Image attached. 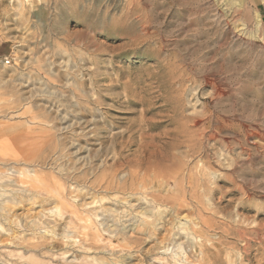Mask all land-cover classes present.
<instances>
[{
  "label": "rangeland",
  "instance_id": "1",
  "mask_svg": "<svg viewBox=\"0 0 264 264\" xmlns=\"http://www.w3.org/2000/svg\"><path fill=\"white\" fill-rule=\"evenodd\" d=\"M132 171L147 179L133 198L166 221L151 239ZM20 172L65 185L101 244ZM0 212V264H24L23 238L48 244L38 264H264V0H0ZM39 215L47 230L19 228Z\"/></svg>",
  "mask_w": 264,
  "mask_h": 264
},
{
  "label": "bare ground",
  "instance_id": "2",
  "mask_svg": "<svg viewBox=\"0 0 264 264\" xmlns=\"http://www.w3.org/2000/svg\"><path fill=\"white\" fill-rule=\"evenodd\" d=\"M9 59V58H8ZM8 59H6V60H8ZM62 119H64V118H62ZM72 126V125H71ZM70 126V127H71ZM209 127H210V125H209ZM206 130H208V128L206 129ZM216 130V129H215ZM211 132V131H210ZM215 133H216V131H214ZM218 133V132H217ZM97 135V134H96ZM29 136V135H28ZM202 136H204V135H202ZM205 136L206 137H208L209 136V134L208 133H206L205 134ZM214 136V135H213ZM214 138V137H213ZM214 140V139H213ZM104 147V146H103ZM88 148V147H87ZM108 151V149L106 150V152ZM210 151V150H209ZM119 154V153H118ZM121 158H123V159H120L119 161H120V163H123V161H125L127 158H124V157H121ZM119 159V158H118ZM118 159H115L114 161H117ZM27 160V159H26ZM80 160V159H79ZM148 160V159H147ZM122 161V162H121ZM128 161V160H127ZM126 161V162H127ZM29 162H31V161H29ZM28 162V163H29ZM144 162H145V160H142L141 161V163H137V164H140V165H142L143 166V164H144ZM17 163V162H16ZM118 163V162H117ZM45 164V163H44ZM52 164V163H51ZM114 164H116V163H114ZM119 164V163H118ZM18 165V164H17ZM25 165H27V164H25ZM112 165V164H111ZM122 165H124V164H121V166ZM136 165V164H135ZM34 166V165H33ZM116 166V165H115ZM115 166H113V167H111V169L114 171L115 169L117 170V167L115 168ZM120 166V165H119ZM120 166V167H121ZM132 166V165H131ZM119 167V168H120ZM140 167V166H139ZM119 168H118V170H119ZM11 169V168H10ZM26 169V168H25ZM101 169V168H100ZM111 169H110V172H111ZM18 170V169H17ZM14 171V170H13ZM104 171H106V169L104 170ZM103 171V172H104ZM109 171V170H108ZM26 172L28 173V172H32V171H30V170H26ZM26 172H20L19 173V177L16 175V177H18V180H16V181H18L19 182V184L20 185H22V186H24V185H29L30 187H27V189L28 188H30L31 190H33V189H35V191H36V189H38L39 187H41V194L44 196H46V200H48L47 199V197H50L49 195H51V196H53V198H56V199H58L57 201H59L60 200V202H61V206H63L65 209H62V210H66V213L69 215L68 216V219H69V225L71 226V228H72V226L74 227L73 229H76V231L78 230V231H80V233H81V231L82 230H85V231H88L89 233H86V234H84V236H85V238L88 240V242L89 241H97V244L98 243H100V242H98V241H101V237L99 236V233L100 232H98L96 229H94L93 228V226H92V224L93 223H91V224H89V225H86V223H88L89 221H91L90 220V218H91V216H88V215H86L87 213H88V211H87V213H85V216H83V213L81 212V209H80V207H84V208H88L87 206H83L82 204L80 205V204H76V205H73L74 203H76V202H74V201H71V202H69V198L67 199V194L66 193H64V189H63V187L65 186H63L61 183H60V188L59 189H56V190H52L51 188H49L46 184V182L44 181V179L42 180V179H40L39 178V176H36V177H31V175H32V173L30 174V176L26 173ZM116 172V171H115ZM18 173V172H17ZM43 173V172H42ZM105 173V172H104ZM107 173V172H106ZM105 173V174H106ZM36 174V173H35ZM39 175V174H38ZM113 175H115V174H113ZM122 175V174H121ZM13 176V175H12ZM24 176H26V178H27V180L25 179V178H23ZM64 176V175H63ZM73 176V175H72ZM107 176V175H106ZM104 177V174H103V177H102V175H101V177H100V181H99V183L100 182H102L103 183V185H107V187L109 188V187H113L114 185H112L113 183H114V181L116 182V186H117V181H118V183L120 182L121 184H122V182H123V184H124V186H125V182H124V180L123 179H125L126 177H124V176H120V177H112V175H108L109 177ZM9 177V176H8ZM69 177V176H68ZM76 177V176H75ZM145 177V176H144ZM143 176H141L140 175V172H138V171H132V173H130L129 174V181H130V183H126V185H127V189L128 190H130L131 192H135L136 193V191H139V188H144L145 189V183L147 182V179H145ZM157 177V176H156ZM155 177V178H156ZM159 177V176H158ZM42 178V177H41ZM60 178V177H59ZM58 178V179H59ZM67 178V177H66ZM71 178V177H70ZM73 178V177H72ZM77 178H79L80 179V177H77ZM154 178V179H155ZM162 178V177H161ZM60 180H62V179H60ZM98 180H99V177H98ZM121 180H123L122 182H121ZM59 181V180H58ZM58 181H55V182H57V184H58ZM71 181V180H70ZM126 181H127V179H126ZM78 182V181H77ZM148 182H149V180H148ZM153 182V181H152ZM191 182H193V181H191ZM164 184V183H163ZM48 185H49V183H48ZM63 187H62V186ZM95 185H97L96 183H95ZM120 185V184H119ZM118 185V186H119ZM19 186V185H18ZM54 186H57L56 184L54 185ZM101 187H105V186H102V184L100 185ZM116 186H115V188H116ZM121 186V185H120ZM120 186H119V188H120ZM123 186V185H122ZM123 186V188L125 189V187ZM8 187V186H7ZM16 187H17V182H16ZM25 187V186H24ZM162 187V186H161ZM4 188V187H3ZM54 188V187H53ZM76 188V187H75ZM122 188V187H121ZM17 189V188H16ZM140 189V190H141ZM153 189V188H152ZM180 189V188H179ZM178 189V190H179ZM77 190V189H76ZM151 190V189H150ZM184 190V189H183ZM3 191V190H2ZM1 191V192H2ZM11 191V190H10ZM30 191V190H29ZM67 191H69V190H67ZM125 191H127V190H125ZM32 192V191H31ZM38 192V191H37ZM66 192V191H65ZM82 192V190L80 191V193ZM6 193V192H5ZM33 193V192H32ZM38 193H40V192H38ZM83 193V192H82ZM153 193V192H152ZM156 193V192H155ZM152 194V195H150L151 196V200H149V201H153L154 203H156V205L157 204H160V203H163L164 201H166V202H171L173 205H175V207H176V205H179V200L181 199V198H179V197H175V196H164V195H161V194ZM26 194H27V192H26ZM25 193L23 194V196L24 195H26ZM34 194V193H33ZM40 194V195H41ZM48 194V195H47ZM70 194H72V192L70 193ZM183 194V193H182ZM19 195V194H18ZM35 195V194H34ZM34 195H29L28 194V196H24V198L25 199H19L18 197V199H16V206L15 207H20V205L22 204V203H24L25 201H32V198L33 197H36V196H34ZM78 195V194H77ZM85 195V194H84ZM89 195V194H88ZM136 195H138L137 193L136 194H134V193H131L130 195H129V199H132V201L133 200H136V201H138L139 202V204L138 205H136L135 207H136V209L137 210H140L139 211V213L138 214H141L142 216H145V220H144V222L142 223V227L141 228H139L140 230L139 231H141V232H143V233H145V232H147V233H149L151 236H150V239L152 238V236L154 237V236H158L160 233H161V227H160V225H162V228L164 229V226H165V224H166V221L165 222H163L162 224H161V222L160 221H162L163 219H159V217H157V215L156 214H154V215H152L151 214V212L150 211H148L147 209H143L142 208V205L143 204H145L144 203V198L142 197V198H133L134 196H136ZM21 196V195H20ZM69 196V195H68ZM87 196V195H86ZM15 197V196H14ZM38 197V196H37ZM42 197V196H41ZM72 197V196H71ZM73 197H75V196H73ZM77 197V196H76ZM78 197H80L81 198V195L79 194V196ZM180 197H181V195H180ZM16 198V197H15ZM23 198V197H22ZM51 198V197H50ZM49 198V199H50ZM52 198V199H53ZM39 199V198H38ZM38 199H37V201H38ZM45 199V198H44ZM43 199V200H44ZM146 199V198H145ZM45 200V201H46ZM66 200H68V201H66ZM182 200V199H181ZM36 201V202H37ZM40 201H41V199H40ZM50 201V200H49ZM57 201H56V203H57ZM76 201V200H75ZM80 201V200H79ZM39 202V201H38ZM51 202V201H50ZM85 202V201H84ZM12 203H14V202H12ZM78 203V202H77ZM93 204L95 203V202H92ZM91 203V204H92ZM181 203V202H180ZM4 204V203H3ZM40 204V203H39ZM149 204V203H148ZM166 204H164V206H165ZM2 206H4V205H2ZM61 206H59V207H61ZM151 206V205H150ZM161 206V205H160ZM168 206V205H167ZM22 207V206H21ZM58 207V206H57ZM112 207V206H111ZM147 208H148V206H147ZM151 208V207H150ZM149 208V209H150ZM157 208V207H156ZM178 208V207H177ZM11 209V208H10ZM83 209V208H82ZM111 208H109V210H110ZM134 209V208H133ZM61 210V211H62ZM9 211V210H8ZM11 211V210H10ZM45 211V210H44ZM83 211V210H82ZM136 211V210H135ZM43 212V211H42ZM45 212H47V211H45ZM44 212V213H45ZM63 212V211H62ZM62 212H61V214L60 215H62ZM109 212V211H108ZM120 212V214L119 215H121L122 213H121V211H119ZM130 212V211H129ZM127 213V214H125V215H123V216H117V217H119V219L120 220H122L123 221V227H125V229L126 228H128L130 225H132V226H134L135 224L133 223L135 220H136V218L135 217H137V216H134V214L132 213V212H130V213ZM160 212V211H159ZM1 213V212H0ZM65 212H64V215L66 214ZM112 213V212H111ZM136 213V212H135ZM153 213V212H152ZM162 213H164V212H162ZM33 214V213H32ZM47 213H45V215H46ZM89 214H90V212H89ZM149 214H151V217L152 218H150V215ZM8 215V214H7ZM6 215V216H7ZM64 215H62L63 216V218H62V216L60 217V218H62V219H64ZM118 215V214H117ZM1 216L2 215H0V218H1ZM17 216V215H16ZM40 216V215H39ZM38 216V218H36V220H32V222L30 223H28V222H26L25 220H24V217L23 218H20V220H19V218H18V221L22 224L21 226L22 227H19V228H23L24 229V231H31V230H34V227H36V228H39V229H41V228H43L44 230L46 229H48V227H49V223L48 222H46L47 220H43L44 218H43V215H41L40 217ZM48 216V215H47ZM67 216V215H66ZM140 216V215H139ZM149 216V217H148ZM163 216V215H162ZM4 217V216H3ZM37 217V216H36ZM32 218V217H31ZM48 218H50V216L48 217ZM115 218H116V216H115ZM200 218V217H199ZM2 219V218H1ZM92 219V218H91ZM105 219V218H104ZM104 219H103V221H104ZM139 219V218H138ZM172 219V218H171ZM52 220V219H51ZM106 220V219H105ZM112 220V219H111ZM119 220V221H120ZM164 220H166V218L164 219ZM173 220V219H172ZM6 221V220H5ZM117 221H118V218H117ZM118 221V222H119ZM53 222V221H52ZM92 222V221H91ZM116 222V221H115ZM117 222V223H118ZM136 222V221H135ZM158 222H159V224H158ZM3 223V222H2ZM81 223H83V225L81 224ZM90 223V222H89ZM122 223V222H121ZM131 223H133V224H131ZM114 224V223H113ZM120 224V223H119ZM119 224H118V226H119ZM52 225V224H51ZM78 225V226H77ZM91 225V226H90ZM94 225H96V223H94ZM122 225V224H121ZM174 225V224H173ZM80 226V227H79ZM177 226H178V224H177ZM184 226V225H183ZM103 227V229H104V232L106 231V232H108V234L107 235H109V234H113V233H117V234H121V232H123V231H121V230H118V228H115L116 227V225H115V227L113 226V225H109V222L107 221H105L104 223H102V226H101V228ZM114 227V228H113ZM67 228H69V227H67ZM81 229V230H79V229ZM173 228V227H172ZM177 227L175 226V229H176ZM58 229V228H57ZM91 229H94V232L90 235V231H91ZM181 229V228H180ZM9 230V229H8ZM11 230V229H10ZM100 230V229H99ZM178 230H179V228H178ZM177 230V231H178ZM182 230V229H181ZM181 230H179V232L181 231ZM23 231V230H22ZM71 231V230H70ZM101 231V230H100ZM173 231V230H172ZM187 231V230H186ZM65 232V231H64ZM103 232V231H102ZM103 232V233H104ZM140 232V233H141ZM12 233V232H11ZM24 233V232H23ZM71 233V232H70ZM125 233V232H124ZM124 233H122L121 234V236L123 237V235H124ZM158 235H157V234ZM189 233V232H188ZM187 233V234H188ZM67 234H68V231H67ZM82 234V233H81ZM102 234V233H101ZM39 235H43L42 234V232H41V234H39ZM103 235V234H102ZM145 235V234H144ZM183 235V234H182ZM188 235H190V234H188ZM20 236V235H19ZM29 236V235H28ZM71 236V238H72V235H70V234H68L66 237H70ZM115 236V235H114ZM172 236V235H171ZM179 236V234H178V232H176V234H174L172 237H173V239L172 240H174L175 241V246L177 245V241L179 240V239H181L180 238V236H179V238H177ZM91 237H93L92 239H91ZM117 237V236H116ZM187 237V236H186ZM28 238H30V237H28ZM31 238H33V237H31ZM42 238V237H41ZM118 238V237H117ZM140 238V237H139ZM1 239V238H0ZM19 239V238H18ZM61 239V238H60ZM59 239V240H60ZM68 239V238H67ZM75 239V238H74ZM73 239V240H74ZM83 239H84V237H83ZM3 240V239H2ZM34 240V239H33ZM41 240V239H40ZM69 240H71V239H69ZM68 240V241H69ZM85 240V239H84ZM116 240V239H115ZM118 240H120V239H118ZM169 240H170V238H169ZM19 241H20V243H19V249H22L23 250V252L21 253V251H19V254H17L18 256V258L17 259H20V261H23V263L24 264H38L37 262H39L40 261V259L39 258H41L42 257V253H43V251L44 250H46L47 248H48V244H46L44 241L43 242H32V241H30V240H26L25 238H23V239H19ZM18 241V242H19ZM39 241V240H38ZM82 241V240H81ZM166 241H168V239L166 240ZM181 241V240H180ZM1 242V241H0ZM60 242H61V240H60ZM77 241H75L74 243H76ZM85 242V241H84ZM108 242H111V240H109ZM159 242V241H158ZM160 242H162V241H160ZM179 242V241H178ZM189 242V241H188ZM55 243V242H54ZM59 243V242H58ZM80 246L82 245L81 244V242L79 241V242H77ZM94 243V242H93ZM112 243V242H111ZM101 244V243H100ZM109 244V243H108ZM159 244V243H158ZM169 244V243H168ZM180 244V243H179ZM187 244V243H186ZM17 245V244H16ZM50 245H53V243L52 244H49V246ZM59 245V244H58ZM90 245H91V243H90ZM93 245H96L95 243L94 244H92V246ZM113 245V244H112ZM157 245V244H156ZM167 245V244H166ZM73 246H75V245H73ZM87 246H88V244H87ZM160 246V245H159ZM163 246V245H162ZM175 246H173V247H175ZM51 247H53V246H50V248ZM164 247V246H163ZM162 247V248H163ZM55 248V247H54ZM54 248H51V250L52 249H54ZM89 248V247H88ZM49 249V248H48ZM158 250V249H157ZM165 250L166 251H170V249H169V246L168 247H166L165 246ZM50 251V250H49ZM166 251H165V254L167 255L168 254V252L166 253ZM45 252V251H44ZM164 253V252H163ZM212 253V252H211ZM44 255V254H43ZM56 255V254H55ZM212 255V254H211ZM52 256H53V254H52ZM65 256V255H64ZM159 256V255H158ZM188 254L187 255H185V258L186 259H188ZM54 257V256H53ZM151 257V256H150ZM172 257H173V255H172ZM43 258H45V256L43 257ZM176 258V257H175ZM74 259H76V258H74ZM176 260V259H175ZM179 261V263L180 264H188V263H186V261H184V260H182V261H180V259H178ZM154 261V260H153ZM160 261V260H159ZM164 261V260H163ZM34 262H36V263H34ZM42 262V261H41ZM112 262V261H111ZM156 262H157V260H156ZM166 263H167V261H165ZM78 264H82V262L80 263V261H78L77 262ZM84 263V262H83ZM113 263V262H112ZM158 263V262H157ZM175 263V262H174ZM189 263H191V262H189ZM41 264V263H40ZM87 264V263H86ZM165 264V263H164Z\"/></svg>",
  "mask_w": 264,
  "mask_h": 264
},
{
  "label": "built area",
  "instance_id": "3",
  "mask_svg": "<svg viewBox=\"0 0 264 264\" xmlns=\"http://www.w3.org/2000/svg\"><path fill=\"white\" fill-rule=\"evenodd\" d=\"M6 64H8V65H9V64H10V61H9V60H8V61H6Z\"/></svg>",
  "mask_w": 264,
  "mask_h": 264
}]
</instances>
